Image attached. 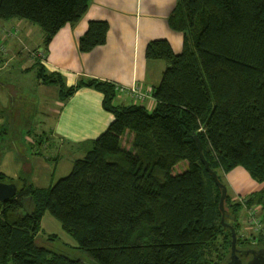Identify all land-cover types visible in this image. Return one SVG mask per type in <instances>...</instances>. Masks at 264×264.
Instances as JSON below:
<instances>
[{
    "label": "trees",
    "instance_id": "16d2710c",
    "mask_svg": "<svg viewBox=\"0 0 264 264\" xmlns=\"http://www.w3.org/2000/svg\"><path fill=\"white\" fill-rule=\"evenodd\" d=\"M90 3L0 0V19L38 24L49 44ZM169 22L183 32L184 46L179 54L166 39L147 46L148 59L168 62L153 111L116 105L112 83L83 80L67 89L61 76L40 73L61 85L63 98L83 86L103 92L114 120L83 143L85 157L54 185L14 182L18 193L0 203V264H84V256L96 264H229V226L240 250L264 245L262 232V244L242 237L243 204L229 189L222 222L223 189L194 139L227 188L224 173L239 166L264 183V0H179ZM109 29L107 21H90L81 52L104 45ZM181 163L188 166L177 172ZM245 204L260 208L264 222V186ZM47 212L77 244L66 248L81 257L57 250V235H40Z\"/></svg>",
    "mask_w": 264,
    "mask_h": 264
},
{
    "label": "crops",
    "instance_id": "0c3cea01",
    "mask_svg": "<svg viewBox=\"0 0 264 264\" xmlns=\"http://www.w3.org/2000/svg\"><path fill=\"white\" fill-rule=\"evenodd\" d=\"M178 2L179 0H91L83 18L64 26L49 44L45 43V32L38 24L21 18L0 19V43L6 46L5 53L0 52V146L12 129L22 131L23 128L28 131L31 124L38 134L50 132L57 141L79 151L84 142L98 138L114 120V115L103 105V92L94 87L83 86L63 98L61 85L45 82L40 78L41 72L61 76L67 89L83 80L98 79L114 86H138L146 92L154 93L162 81L168 62L148 59L146 49L149 42L166 39L175 53L183 51L184 34L173 29L169 22ZM93 20L109 23L107 41L90 52H81L80 39ZM38 49L44 50L45 61L33 57V52ZM28 92L39 99L30 112L23 96H27ZM114 103L124 106L141 105L153 111L158 101L153 95L140 101L132 95L117 93ZM31 115L34 116L30 119L32 121L28 119ZM27 143L32 144L29 141ZM47 146L52 151L56 149L50 143ZM26 154L33 161L30 149H27ZM35 156L36 165L28 169L17 152H1L0 177L5 179L4 182L24 179L34 183L37 177L44 174L43 170L48 171L49 175L53 163L56 162L57 167L60 161V158L53 156L46 158L37 153ZM223 178L235 201L248 199L264 186V183L253 179L240 166L224 173ZM242 204L240 233L246 240H251L253 245L262 244L259 235L261 232L264 235V231L257 230L248 219L249 209L258 207ZM259 210V220L264 226L261 209ZM52 217L47 212L42 219L40 235L45 240L47 235L43 233L44 225L46 220L52 224ZM63 244L65 247H77L76 242L75 245L65 241Z\"/></svg>",
    "mask_w": 264,
    "mask_h": 264
},
{
    "label": "rangeland",
    "instance_id": "374dc122",
    "mask_svg": "<svg viewBox=\"0 0 264 264\" xmlns=\"http://www.w3.org/2000/svg\"><path fill=\"white\" fill-rule=\"evenodd\" d=\"M30 77V76H29ZM28 77V78H29ZM153 95V92H148ZM151 95V96H152ZM23 96L26 99V106L28 112L32 111L33 107L35 104L38 103L39 99H37L33 94L28 92L27 96L23 94ZM34 116L31 115L28 117V119H33ZM32 121V120H30ZM28 127V126H27ZM38 132V131H37ZM35 129L32 127L31 124H29L28 131H24L22 128V131H14V129L11 130L8 134H6V138L4 141H2V144L0 146V156L1 152H6V151H11V152H17L18 154L21 155L22 160L24 162V165L26 168L30 169L33 168V165H36V159H35V153L38 155H42L43 157H51L53 156L54 158H60V161L56 167V162L53 163V167L49 170L50 173L49 175L47 174L48 171L44 170L42 173L43 175H40L37 177L34 181L36 185H40L42 187H50L51 185H54L56 182H58L60 179L68 176L72 169H73V163L75 159L81 158L85 156V150L80 148L74 149L72 146H67V144H62V142L57 141L53 135H51L50 132H45V134H38ZM31 142L32 144H29L27 142ZM47 143H50L51 145H55L56 149L51 150L49 146H47ZM126 143V141H125ZM15 146V147H14ZM27 149H30L33 157V161L30 155L27 156L26 151ZM188 164L187 163H181L176 167L177 172H182L187 168ZM231 176V175H230ZM32 178V177H31ZM38 179V180H37ZM237 202H240L242 204L243 202L246 203L247 199H237ZM260 209V208H259ZM257 209H249L250 215L254 213V216L259 218L260 210ZM249 215V216H250ZM53 218V223L50 224L45 222V232H43L45 235L49 236L50 234L57 235L59 239L61 240H55L54 241V246L57 250L60 252L65 251L70 254V257H73L74 255L82 256L81 253L79 252H74L70 248H66L64 246V241L69 243L70 245H75L74 239L70 237L67 233H65L61 227V224L58 220H56L54 217ZM250 217H248L249 219ZM261 220V219H260ZM253 224V223H252ZM255 226V225H254ZM263 226V224H262ZM264 227V226H263ZM257 229V228H256ZM258 230V229H257ZM260 231H264L263 229H260ZM47 238V237H46ZM62 242V243H61ZM259 246V245H258ZM255 248V247H254ZM250 247L249 249H254ZM264 248V245L259 246V249ZM62 250V251H61ZM247 260V259H245ZM82 261L84 264H96L94 263L90 258L84 256L82 258Z\"/></svg>",
    "mask_w": 264,
    "mask_h": 264
},
{
    "label": "water",
    "instance_id": "95a60500",
    "mask_svg": "<svg viewBox=\"0 0 264 264\" xmlns=\"http://www.w3.org/2000/svg\"><path fill=\"white\" fill-rule=\"evenodd\" d=\"M196 140L201 158L205 164L206 170L212 174L215 182L223 189V193L220 200V208L223 212L222 222L225 221V200L228 194L227 186L219 180L218 173L211 168L210 163L203 154V143L198 135L194 137ZM18 193V186L14 182L0 181V203H5L16 196ZM232 230V254L229 264H264V248L261 249H243L240 250L237 247L238 235L233 226H229ZM247 258V262L244 260Z\"/></svg>",
    "mask_w": 264,
    "mask_h": 264
},
{
    "label": "built area",
    "instance_id": "2783aa9c",
    "mask_svg": "<svg viewBox=\"0 0 264 264\" xmlns=\"http://www.w3.org/2000/svg\"><path fill=\"white\" fill-rule=\"evenodd\" d=\"M6 51V46L3 43H0V52L1 53H5ZM33 57L40 59V61H45L46 58V54L44 52L43 49H38L35 52H33ZM115 91L116 94H129L134 96L136 99L140 100V101H144L147 98L151 97L152 94L142 90L141 88H139L138 86H132L130 88L125 87V86H121V85H116L115 86ZM250 215V213H249ZM250 221L255 225V227L260 230L263 229L264 227L262 226V222L261 220H259V218L256 216H254V213H252L250 216Z\"/></svg>",
    "mask_w": 264,
    "mask_h": 264
},
{
    "label": "flooded vegetation",
    "instance_id": "af4514ba",
    "mask_svg": "<svg viewBox=\"0 0 264 264\" xmlns=\"http://www.w3.org/2000/svg\"><path fill=\"white\" fill-rule=\"evenodd\" d=\"M247 259V258H246ZM247 262V260H244V263H246Z\"/></svg>",
    "mask_w": 264,
    "mask_h": 264
}]
</instances>
